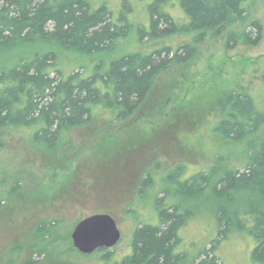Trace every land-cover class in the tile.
Segmentation results:
<instances>
[{"label":"rangeland","instance_id":"374dc122","mask_svg":"<svg viewBox=\"0 0 264 264\" xmlns=\"http://www.w3.org/2000/svg\"><path fill=\"white\" fill-rule=\"evenodd\" d=\"M92 1L96 6L108 4L113 12L122 6V0ZM153 1H129L133 27L112 52L86 56L53 48L66 75L78 71L87 77L101 60L108 66L127 54L191 45L193 58L161 72L146 103L130 118L117 120L114 113L99 111L90 123L71 130L54 152L31 142L33 130L0 133V264H29L31 258L32 264H129L125 257L132 254L135 229L158 224L156 198L165 192L164 204L185 203L178 183H173L175 166H186L183 180L212 168H219L221 176L243 171L264 139V125L241 141L215 135L228 114L218 102L231 93L248 95L264 114V0H249L246 14L223 29L140 40L139 32L151 28L148 8ZM174 4L172 17L182 24L183 10ZM254 23L261 27L260 37L250 43L245 34L258 32ZM26 51L23 54L29 55ZM5 54L0 52V67L19 57L18 51ZM146 172L153 185L139 197ZM213 194L209 187L199 201L190 202V207L199 208L183 232L191 252L217 237L218 207L234 211L241 206ZM94 214L111 215L122 235L105 253L109 260L102 250L83 254L73 245L75 227ZM39 225L42 232L36 229ZM254 245L252 236L233 227L217 253L224 264H251Z\"/></svg>","mask_w":264,"mask_h":264},{"label":"trees","instance_id":"16d2710c","mask_svg":"<svg viewBox=\"0 0 264 264\" xmlns=\"http://www.w3.org/2000/svg\"><path fill=\"white\" fill-rule=\"evenodd\" d=\"M129 1L122 0L120 10L113 12L108 4L96 6L92 0H0V52H7L6 56L12 51L19 53L17 60L0 67V133L5 129L33 130V144L48 152L57 151L71 130L90 123L99 111H110L117 120L130 118L146 103L161 72L193 58L195 49L191 45L176 50L162 47L121 56L108 66L101 60L87 77L78 71L66 75L53 48L86 56L112 52L133 27ZM248 1L154 0L148 8L151 28L141 30L139 38L223 29L246 14ZM174 3L183 10L182 24L172 17ZM253 26L258 32L253 29L245 38L257 43L261 27L257 23ZM35 46L37 49L31 50ZM218 103L228 113L215 129L220 139L241 141L264 125V114L246 94L231 93ZM175 168L173 183H178V193L185 203L164 204L165 192L156 198L158 224L135 229L132 254L125 260L129 264H224L218 246L236 227L255 241L251 264H264V139L243 171L229 170L221 176L219 168H212L183 180L186 166ZM152 185V175L146 172L139 197H145ZM209 187L217 200L224 199L231 206L239 201L242 207L234 211L218 207L217 237L203 247L197 244V250L191 252V243L185 248L188 241L183 232L199 208L190 207V202L197 201ZM244 195L248 197L246 202H242ZM39 226L36 229L42 232ZM104 250V260H109Z\"/></svg>","mask_w":264,"mask_h":264},{"label":"water","instance_id":"95a60500","mask_svg":"<svg viewBox=\"0 0 264 264\" xmlns=\"http://www.w3.org/2000/svg\"><path fill=\"white\" fill-rule=\"evenodd\" d=\"M121 232L115 219L109 214H94L86 217L75 227L73 245L83 254L110 250L121 241Z\"/></svg>","mask_w":264,"mask_h":264},{"label":"flooded vegetation","instance_id":"af4514ba","mask_svg":"<svg viewBox=\"0 0 264 264\" xmlns=\"http://www.w3.org/2000/svg\"><path fill=\"white\" fill-rule=\"evenodd\" d=\"M189 224V223H188ZM107 251H109V250H107Z\"/></svg>","mask_w":264,"mask_h":264}]
</instances>
